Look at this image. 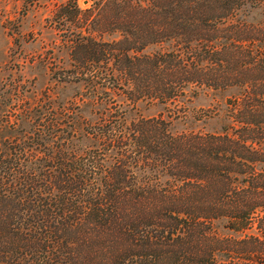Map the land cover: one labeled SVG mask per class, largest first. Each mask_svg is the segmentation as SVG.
Returning a JSON list of instances; mask_svg holds the SVG:
<instances>
[{
	"label": "trees",
	"instance_id": "16d2710c",
	"mask_svg": "<svg viewBox=\"0 0 264 264\" xmlns=\"http://www.w3.org/2000/svg\"><path fill=\"white\" fill-rule=\"evenodd\" d=\"M59 15L80 21L62 78L105 106L29 131L0 119V264H264V0H68ZM207 91L225 96L205 114L220 128L177 130L203 119L178 100Z\"/></svg>",
	"mask_w": 264,
	"mask_h": 264
},
{
	"label": "rangeland",
	"instance_id": "374dc122",
	"mask_svg": "<svg viewBox=\"0 0 264 264\" xmlns=\"http://www.w3.org/2000/svg\"><path fill=\"white\" fill-rule=\"evenodd\" d=\"M67 1L0 0V119L5 120V115L8 116L16 129L29 131L31 123L48 125L53 120L61 126L66 122L76 124L80 107L84 108L86 118L94 121L98 114L89 115L92 105L97 110L105 106H96V95L105 102L102 90H94L95 87L87 82L62 78L64 70L74 69L70 43L65 40L71 36L74 24L80 23L69 22L66 27L69 25L70 30L68 27L62 29L59 11ZM78 3L82 8H88L93 0H78ZM119 36L118 33H105L103 38L111 40ZM155 49L156 46H150L146 51ZM224 99V95H214L212 91L197 95L189 93L177 103L183 109L188 108L189 116L193 114L203 119L176 121L175 128L182 130L191 124L208 130L220 128L221 122L216 118L204 124L205 114L213 109L222 111ZM117 100L122 97L118 96ZM161 109V106H148L143 112L157 114ZM215 225L219 233H230L223 227V221H216Z\"/></svg>",
	"mask_w": 264,
	"mask_h": 264
}]
</instances>
